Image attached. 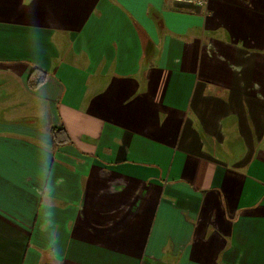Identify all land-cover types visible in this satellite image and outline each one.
Segmentation results:
<instances>
[{
    "label": "crops",
    "instance_id": "crops-1",
    "mask_svg": "<svg viewBox=\"0 0 264 264\" xmlns=\"http://www.w3.org/2000/svg\"><path fill=\"white\" fill-rule=\"evenodd\" d=\"M0 264H264V0H0Z\"/></svg>",
    "mask_w": 264,
    "mask_h": 264
},
{
    "label": "trees",
    "instance_id": "trees-1",
    "mask_svg": "<svg viewBox=\"0 0 264 264\" xmlns=\"http://www.w3.org/2000/svg\"><path fill=\"white\" fill-rule=\"evenodd\" d=\"M37 82H39V84H40L42 81H37ZM51 136H52L56 145H63V144L70 142V137L68 136V133L66 132V130L63 127L54 128L52 130Z\"/></svg>",
    "mask_w": 264,
    "mask_h": 264
},
{
    "label": "built area",
    "instance_id": "built-area-1",
    "mask_svg": "<svg viewBox=\"0 0 264 264\" xmlns=\"http://www.w3.org/2000/svg\"><path fill=\"white\" fill-rule=\"evenodd\" d=\"M176 3H187L194 6H206L208 5L209 0H174Z\"/></svg>",
    "mask_w": 264,
    "mask_h": 264
}]
</instances>
